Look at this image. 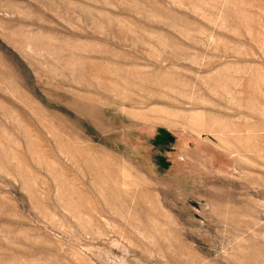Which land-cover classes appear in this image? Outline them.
Here are the masks:
<instances>
[{
  "label": "rangeland",
  "instance_id": "374dc122",
  "mask_svg": "<svg viewBox=\"0 0 264 264\" xmlns=\"http://www.w3.org/2000/svg\"><path fill=\"white\" fill-rule=\"evenodd\" d=\"M0 264H264V0H0Z\"/></svg>",
  "mask_w": 264,
  "mask_h": 264
}]
</instances>
